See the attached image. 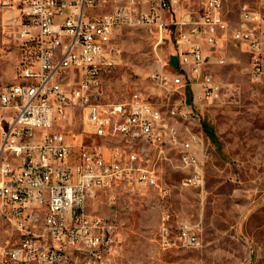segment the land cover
<instances>
[{"label":"built area","instance_id":"1","mask_svg":"<svg viewBox=\"0 0 264 264\" xmlns=\"http://www.w3.org/2000/svg\"><path fill=\"white\" fill-rule=\"evenodd\" d=\"M104 1L0 0V9L18 12L26 23L25 41L35 48L33 62L22 64L23 80L0 91V114L11 112L0 147V218L6 232L0 238V264H133L111 259L113 224L86 211L88 198L97 189L142 191L144 186L165 196L156 162L165 158L167 146L179 148L180 163L188 170L182 183L202 184L194 133L179 140L169 122L193 119L191 109L173 106L163 113L140 93L118 102L96 100L102 73L119 53L111 46L114 28L129 20L157 21L160 11L173 10L178 0H131L113 12L92 14V8ZM226 1L204 0L197 19L175 22L181 25L177 39L181 68L173 77L154 71L151 76L157 84L178 89L195 81L203 98L219 92V83L202 71L206 54L200 42L222 46L230 29L223 13ZM138 3L148 10L134 19L133 13H125V5H133L134 11ZM238 15L231 37L248 56L251 79L260 80L264 0L243 4ZM75 108L82 110L87 133L98 143H73L62 128L71 123ZM8 155L19 162L12 164ZM162 214L161 246L198 243L196 225L181 221L172 232L168 210Z\"/></svg>","mask_w":264,"mask_h":264},{"label":"rangeland","instance_id":"2","mask_svg":"<svg viewBox=\"0 0 264 264\" xmlns=\"http://www.w3.org/2000/svg\"><path fill=\"white\" fill-rule=\"evenodd\" d=\"M127 1L131 0H105L91 12H113ZM203 2L178 0L173 10L160 11L157 21L129 20L113 31L111 46L119 53L114 65L102 73L96 100L118 102L140 93L163 113L173 106L191 109L193 119L177 117L172 123L179 140L189 132L198 134L200 141L193 151L203 171L200 186L183 184L188 170L180 163L177 150L170 149L167 159L156 162L165 196L153 188H116L97 189L88 198L86 211L113 224L111 259L118 263L264 264V77L251 79L248 56L231 37L224 39L218 49L204 44L205 71L220 87L211 98L198 95L200 88L195 81L189 89H175L170 84H157L151 76L158 69L168 77L179 73L177 39L181 25L175 22L184 14L197 19ZM253 2L227 0L224 11L229 25L235 26L243 4ZM147 10L146 5L138 3L134 19ZM25 24L17 11L0 9V91L5 85L19 82L22 64L35 59L34 44L26 42L23 35ZM82 116V110L73 109L65 132L77 143H98L88 136ZM204 125L213 132V139L205 133ZM3 131L0 121V147ZM153 153L151 149L148 152L150 161L154 160ZM164 210L175 221L185 219L197 226L196 245H160ZM4 237L5 226L0 218V238Z\"/></svg>","mask_w":264,"mask_h":264},{"label":"crops","instance_id":"3","mask_svg":"<svg viewBox=\"0 0 264 264\" xmlns=\"http://www.w3.org/2000/svg\"><path fill=\"white\" fill-rule=\"evenodd\" d=\"M223 13H224V15H225V11H224V9H223ZM186 17H188L187 19H186ZM181 19H184V20H189L190 19V17L189 16H187L186 14H184L182 17H181ZM238 20H239V15H238ZM237 20V21H238ZM237 21H236V23H237ZM235 23V24H236ZM231 27L232 26H230V29L227 31V33H226V36H225V38L224 39H226V38H228V37H231ZM114 31V30H113ZM232 38V37H231ZM201 46H202V50H203V52L204 53H206V51H205V49H204V44H206V45H208L209 47H211V48H215V47H212V46H210L209 44H207L204 40H202L201 42ZM215 49H218V48H215ZM176 63H177V59H176ZM178 65H179V67L181 66V62H180V58H179V56H178ZM206 69H205V66L203 67V72H206L205 71ZM23 79L21 78V80L20 81H22ZM19 81V82H20ZM179 89H185V88H183V87H181V88H179ZM189 89V88H188ZM179 93H181V91H178ZM10 120H11V112H8V111H4V112H2L1 114H0V121H2L3 122V130H5L6 129V127H7V125L9 124V122H10ZM169 122L170 123H172L173 122V119H169ZM68 124H70V123H66L62 128L65 130V127L68 125ZM177 130V129H176ZM177 133H178V131H177ZM67 135H68V133H67ZM178 135H179V133H178ZM88 136H90V137H93V141L95 140H97V138L96 137H94V136H91L89 133H88ZM69 137V136H68ZM187 137V136H186ZM184 139H186L185 138V136H184V138H183V140ZM194 141H195V143H198L199 141H200V139H199V136H198V134H196V133H194ZM72 142L73 143H76L75 141H73L72 140ZM198 146V145H197ZM196 145H194L193 146V149L194 148H196L197 147ZM166 149H168L167 151H165V158H163V159H167L168 158V151L170 150V149H176L177 150V152L179 153V148L178 147H172V146H167L166 147ZM165 149V150H166ZM163 159H161V160H163ZM8 160H9V162H11L12 164H17L18 162H19V158L18 157H15L14 155H8ZM158 174V173H157ZM158 178H159V175H158ZM159 181H160V178H159ZM160 183L162 184V182L160 181ZM163 185V184H162ZM164 187V186H163ZM181 221H188V220H185V219H180V220H174V218L171 216V214H169V224H170V227H171V230H172V232H174L175 230H176V227H177V224L179 223V222H181ZM188 222H190V221H188Z\"/></svg>","mask_w":264,"mask_h":264},{"label":"bare ground","instance_id":"4","mask_svg":"<svg viewBox=\"0 0 264 264\" xmlns=\"http://www.w3.org/2000/svg\"><path fill=\"white\" fill-rule=\"evenodd\" d=\"M125 13H133V5H125ZM144 188H152V186H144Z\"/></svg>","mask_w":264,"mask_h":264},{"label":"trees","instance_id":"5","mask_svg":"<svg viewBox=\"0 0 264 264\" xmlns=\"http://www.w3.org/2000/svg\"><path fill=\"white\" fill-rule=\"evenodd\" d=\"M204 130H205V133L210 137V138H214V134L213 132L211 131V129L207 126V125H204Z\"/></svg>","mask_w":264,"mask_h":264}]
</instances>
